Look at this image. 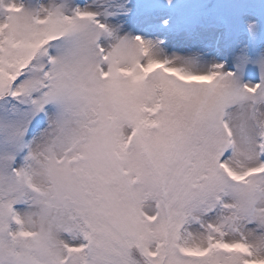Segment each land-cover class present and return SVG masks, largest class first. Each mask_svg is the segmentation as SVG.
I'll return each instance as SVG.
<instances>
[{
	"label": "snow or ice",
	"instance_id": "snow-or-ice-1",
	"mask_svg": "<svg viewBox=\"0 0 264 264\" xmlns=\"http://www.w3.org/2000/svg\"><path fill=\"white\" fill-rule=\"evenodd\" d=\"M0 264H264V0H0Z\"/></svg>",
	"mask_w": 264,
	"mask_h": 264
}]
</instances>
